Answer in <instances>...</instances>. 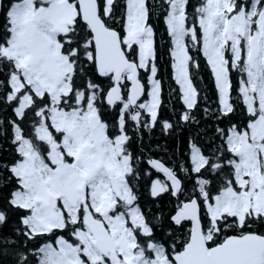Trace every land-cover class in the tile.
I'll return each instance as SVG.
<instances>
[{
  "label": "snow or ice",
  "instance_id": "obj_1",
  "mask_svg": "<svg viewBox=\"0 0 264 264\" xmlns=\"http://www.w3.org/2000/svg\"><path fill=\"white\" fill-rule=\"evenodd\" d=\"M0 264H264V0H0Z\"/></svg>",
  "mask_w": 264,
  "mask_h": 264
}]
</instances>
